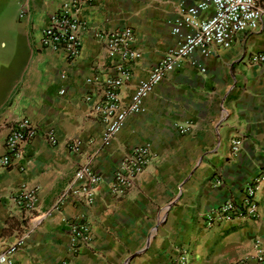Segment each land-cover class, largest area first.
Wrapping results in <instances>:
<instances>
[{"label": "crops", "instance_id": "obj_1", "mask_svg": "<svg viewBox=\"0 0 264 264\" xmlns=\"http://www.w3.org/2000/svg\"><path fill=\"white\" fill-rule=\"evenodd\" d=\"M62 1L0 0V156L18 120L27 118L36 130L23 157L0 171V249L23 239L17 264H175L182 251L188 264H258L264 184L256 192V217L211 228L202 217L227 200L239 204L245 186L264 171V66L245 59L264 52V23L237 34L227 49L213 47L207 57L195 52L205 73L181 61L146 97L145 112L128 116L103 147V125L84 98H100L115 69L92 31H133L137 57L131 81L120 91L127 106L136 84L175 44L169 21L178 6L201 0H92L79 14L89 31L72 61L39 44L40 31ZM178 125L188 132L179 134ZM49 132L55 146L46 139ZM232 137L242 139L235 158ZM75 142L80 145L73 151ZM143 145L153 160L126 195L113 196L112 173L132 148ZM86 164L104 180L93 203L70 198L56 208ZM23 185L36 190L29 212L16 203ZM79 223L90 227L92 240L71 252L69 229Z\"/></svg>", "mask_w": 264, "mask_h": 264}, {"label": "built area", "instance_id": "obj_2", "mask_svg": "<svg viewBox=\"0 0 264 264\" xmlns=\"http://www.w3.org/2000/svg\"><path fill=\"white\" fill-rule=\"evenodd\" d=\"M92 0H63L59 9L49 16L48 25L40 31L39 44L42 49L60 53L68 60L76 59L81 51L82 36L89 31L80 20L79 14L84 6ZM210 10V11H209ZM26 6L23 4L19 15L24 16ZM205 18H200L201 14ZM264 23V0H201L192 6L180 5L177 14L169 21L171 35L175 44L167 49L160 61L140 80L134 89L132 101L123 106L120 91L132 78L131 65L137 52L134 47V34L129 28L112 32L92 31L100 39L107 57L113 62L115 75L104 81L101 97L85 96L84 100L91 103L92 111L103 125L101 143L108 147L113 137L123 128L126 118L130 115L145 112L144 101L153 89L170 73L179 68L180 62L188 60L191 67L201 73L205 68L192 55L199 52L207 57L212 48H229L239 33L253 31ZM251 65L264 66V52H257L245 58ZM65 78V76H61ZM97 78H94L96 81ZM91 82V80H87ZM62 94V91L59 92ZM179 134L188 132L187 126L176 127ZM34 125L27 118L18 120L9 130L4 143V154L0 156V171L9 169L16 160L23 157L25 146L35 137ZM48 143L55 146L57 141L52 132L46 134ZM80 143L70 144L73 151L78 150ZM242 139L232 137L229 140L230 156L235 158L240 152ZM153 160L151 149L147 145L137 146L121 160L112 173L109 181L110 193L123 197L132 188L133 180ZM104 182L89 164L79 168L73 181L59 197L56 208L72 198L76 202L91 205L94 201L95 189ZM264 184V171L257 174L244 188L243 199L239 204L227 200L219 206L207 211L202 222L204 227L211 228L216 224L230 222L236 218H254L258 208L256 192ZM36 190L25 185L16 198L17 205L23 211L34 209ZM92 240L90 227L86 223L71 225L69 229V249L76 252L81 246L90 245ZM23 239L0 249V264H17L15 254L23 245ZM258 264H262L264 252L256 242ZM186 251L180 252L175 264H188Z\"/></svg>", "mask_w": 264, "mask_h": 264}]
</instances>
